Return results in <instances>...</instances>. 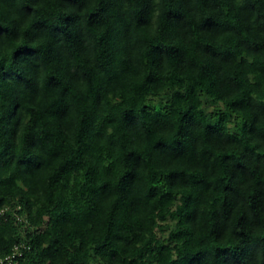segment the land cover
Masks as SVG:
<instances>
[{
  "label": "trees",
  "instance_id": "obj_1",
  "mask_svg": "<svg viewBox=\"0 0 264 264\" xmlns=\"http://www.w3.org/2000/svg\"><path fill=\"white\" fill-rule=\"evenodd\" d=\"M18 250L264 264V0H0V255Z\"/></svg>",
  "mask_w": 264,
  "mask_h": 264
},
{
  "label": "built area",
  "instance_id": "obj_2",
  "mask_svg": "<svg viewBox=\"0 0 264 264\" xmlns=\"http://www.w3.org/2000/svg\"><path fill=\"white\" fill-rule=\"evenodd\" d=\"M18 246H15L17 249ZM21 251H13L5 255H0V264H18V256L21 255Z\"/></svg>",
  "mask_w": 264,
  "mask_h": 264
}]
</instances>
